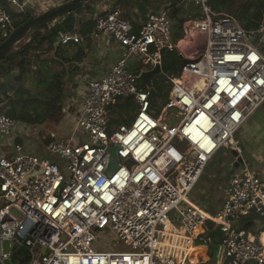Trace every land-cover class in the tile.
<instances>
[{
	"label": "built area",
	"instance_id": "obj_1",
	"mask_svg": "<svg viewBox=\"0 0 264 264\" xmlns=\"http://www.w3.org/2000/svg\"><path fill=\"white\" fill-rule=\"evenodd\" d=\"M0 1L22 13L32 2ZM182 6L188 19L177 42L168 10L148 15L138 31L120 8L95 17L91 38L113 39L121 54L104 77L87 83L71 138L53 135L46 144L64 166L20 144L0 158V264H200L212 244L217 264H264V231L255 236L244 226L252 217L264 220V174L245 165L215 214L190 198L220 151H240L237 132L264 106V18L249 31L210 0ZM195 9L198 18H189ZM13 30L0 3V45ZM59 40L67 46L82 38L74 32ZM167 51L186 64L169 79L158 114L140 74L162 71ZM136 59L147 68L139 74L128 69ZM120 103L124 122L114 124ZM19 127L0 110V138ZM114 148L118 168L108 174ZM111 236L115 245L105 242ZM21 251L28 262L16 255Z\"/></svg>",
	"mask_w": 264,
	"mask_h": 264
},
{
	"label": "rangeland",
	"instance_id": "obj_2",
	"mask_svg": "<svg viewBox=\"0 0 264 264\" xmlns=\"http://www.w3.org/2000/svg\"><path fill=\"white\" fill-rule=\"evenodd\" d=\"M67 1L68 0H36L35 2H32L33 3L32 5L31 4L27 5L26 9L30 8V12L33 15L40 16L44 13L43 12L37 13L38 7L39 9L42 8L41 6L52 9L53 7H55V5L57 6L58 4L59 6L60 4H63ZM103 1L104 0H97L95 3L91 5L90 9L95 10L97 13L100 12L99 10H101L104 7ZM127 1L128 2L133 1L134 3H137L136 5L142 6L144 10L148 12H153V13H160L163 10V8L170 7L167 5V3L172 2V1L169 2V0H127ZM247 1H245V3ZM0 3L2 6L5 7L6 11L11 16L22 13L19 8L13 6L12 4H9L5 1H0ZM120 8H122V10L124 11H127L128 13H131L133 10V9L128 8L125 5L120 6ZM92 10L86 9L82 13L75 15V18L77 20V22H75L76 28L80 26L79 21H86L92 18L91 17L92 12H93ZM254 11L255 9L253 8L251 12L253 13ZM185 13H186L185 10L182 9V14L180 15V17H184ZM252 13H250L249 15H252ZM235 19L238 20L237 18ZM248 20H251L250 16ZM241 25L243 26V24ZM80 30L81 29L76 30L82 38L80 44L78 46H75V48L70 51H65L64 49H62L59 55L67 59V57L71 58L73 55H75L78 48L84 49L85 56L80 65L81 69L79 66H76V62L72 63L71 65H65L57 61L56 59H53L51 53L47 52L48 47H49L48 44H45V46L42 48V51H41L42 59L38 58L37 53L35 54L33 52L31 54L30 58H31L32 63L30 67V72L25 76V79L21 83L17 81V77H18L17 70L12 71L10 74H8L9 80L5 83V91L8 94V96H6L2 92L0 95V101L5 110L4 112L8 113V115L11 113V110L15 108L14 105L12 104V100L16 99L17 95H20L22 97L17 102L19 103L18 105L19 109L20 110L27 109L29 114H33L32 118H35V114H37L38 112L44 113L46 111V108L50 106V104L53 101H56L55 104L58 105L60 102L59 100H57V97L59 96L60 91L57 90L58 88L56 86H52V83L55 82L54 80H56V77L63 78L67 76L68 74V77L66 79L60 80L64 84L63 85L64 95H65L64 98H66V100L64 101V107H63V111L61 115L57 118L49 119L44 124H41V125L31 124V123L23 124V123L18 122L21 128L17 129V131L14 132L15 136L18 137L17 140L15 141V138H16L15 136L14 137L12 136L9 138L1 137L0 138V151L1 149L4 152L13 151L16 145L20 144L22 147H29V148L31 147L33 150H35L36 155L46 158L51 161H55L58 165L64 166V160L61 158V156L47 152V148H46L47 143L45 140L47 137H50L51 134H56L61 139H66L65 135L63 134L62 131L59 130V128H60V125H62L61 122L64 120V115L66 114V112L67 113L69 112L68 120H70L71 118H69V115L73 117L75 112H77L78 110L77 106L81 102V98L77 96L76 92L78 93L80 83L81 84L84 83V81H82L83 78L81 76L85 77V75H82V74H86L89 78L86 81H89L91 79L97 78L98 76L97 71L95 69H90V68L97 67L99 65L100 66L104 65L103 68L105 67V69L107 67L106 66L107 63L104 64V60H107V58L104 57L105 58V59L103 58L104 60H100V59L95 60L96 51H94L93 49L95 45L91 44L90 40H87L86 38H84ZM26 42L27 40L23 41L21 45H24ZM96 50L99 51V48H97ZM182 63L183 62L180 58V55L177 52L167 51L165 53V59L163 62L164 67H163L162 73L156 76L152 81L153 88L159 94V96L155 97L152 102L158 114L161 113L164 107V101L162 100V96L168 95L169 91L171 90V84L169 82V79L175 74H177V72L180 71L182 67ZM128 69L132 73H137L140 69H147V68L144 67L141 61H135L133 65L128 66ZM140 84H141L140 87L149 88V86L143 81H141ZM71 100H75L76 104L74 106L71 104L72 102ZM64 109L66 112H64ZM259 111L260 110H258L255 113V115ZM115 117L117 118L118 124L120 123V121L124 122V120L122 119L124 116L122 115L121 112L120 113L117 112L115 114ZM134 119H135V111L127 115V122L132 123ZM247 124H245L236 134V141H237L238 147L240 148L241 146L240 141H241V143L243 142L244 147L248 150L250 154L257 153L261 149V147L263 148L262 145H264V141L261 142V140L257 137V135H255L253 139L251 136L250 138L249 135L247 134V131H249V129L252 127V124L251 123H249L248 125ZM82 137L83 135L80 134L79 137L74 138V142L76 143ZM70 138L71 136L69 135L68 140ZM248 138H249V141L248 143H246ZM228 153H229V149H227V155H228L227 158L230 157V153L229 154ZM8 157L10 158L11 156H8ZM221 158H222V161L218 164L219 166L227 162V158L225 159L223 154H221ZM224 160L225 162H223ZM246 168L250 169L248 164ZM216 171H219V169H216L215 167L210 168L206 172V174L211 175L214 178H216L218 176V173H216ZM195 192H197V188L194 190V193ZM192 194L190 197L191 200H193ZM223 203H224V200L222 204ZM112 240H113L112 244L115 245L117 242H115V238L113 236L107 237L105 239V242H109ZM109 246L110 245H107L106 247L108 248ZM118 246L120 250L122 251L127 250L122 242H119ZM198 252L202 253L204 252V250L198 249ZM210 253L211 254H209L208 257H205L202 261H200V264H217L216 263L217 261L211 260L212 252L210 251ZM16 255H20L21 260H23L24 262H28V256L25 252L23 251L16 252Z\"/></svg>",
	"mask_w": 264,
	"mask_h": 264
},
{
	"label": "crops",
	"instance_id": "obj_3",
	"mask_svg": "<svg viewBox=\"0 0 264 264\" xmlns=\"http://www.w3.org/2000/svg\"><path fill=\"white\" fill-rule=\"evenodd\" d=\"M35 1L36 0H32V2H35ZM170 1L173 2L174 0H169V2ZM245 1H247V0H241L240 2H242L244 4ZM32 2H31V5L33 4ZM172 2L167 3V5L171 6ZM103 4H104V7L101 10H99L100 12H98V13L95 10L89 9V10L93 11L92 15H91L92 18H90V19L95 18L100 13L106 12L107 10L120 8V6L125 5L128 8L133 9L131 13H128L127 11L122 10V8H120V9L124 12V16L126 15L125 17L129 21H131L132 24L135 26L136 31H138L142 27L143 23L147 19V16L153 13V12H148V11L144 10L142 8V6L136 5L137 3H134L133 1L128 2L127 0H104ZM118 5H120V6H118ZM57 6H58V4H57ZM41 7L42 8H40V9H39V7L37 8V10H38L37 13H41V12L46 13V11H48L50 9V8H46L44 6H41ZM55 7H56V5H55ZM166 8L167 7L163 8V10H166ZM241 9L242 8L239 7V13L242 12ZM76 12H73V13H76ZM188 16L191 19H197L199 16L198 15V9L191 11L188 14ZM185 17H186V14H185ZM263 18H264V14H263V17L261 18L260 22L263 20ZM90 19H88V20H90ZM88 20H86V21H88ZM86 21H81L82 24L80 23V26L78 28H76L75 30L81 29L83 27V25L85 26ZM240 23L243 24L244 28L246 30H249V31L256 29L258 26L257 24L255 26H252V25L246 26L244 23H242V22H240ZM93 30H92V32H93ZM74 32H76V31H74ZM92 32L90 33V37L88 38V40L91 41V44L95 45V47H93L94 51H96V53H95L96 59L95 60H98V59L104 60L105 58H107V60H104V64L107 63L106 69H105V67L103 68L104 65H102V66L99 65L97 67L90 68V69H95L97 71V74H98L97 78L91 79V80H96V79H100V78L104 77L108 73V71L112 68V66L115 64V62L119 59L120 54H121V47L113 39H110V38H107V39H104V38L93 39V38H91ZM97 48H99V51L96 50ZM135 61H138V59H136ZM135 61L133 63H131V65H133L135 63ZM83 69H85V68H83ZM69 75H71V74H69ZM82 75H85V77L81 76L83 78V80H82V78H81V80L84 81V83L83 84L80 83L78 93L76 92L77 96H79V98H81V102L77 106L78 110H77V112H75L73 117L71 115H69V118H71L70 120H68V113L69 112L68 113L66 112V114H65L66 116L64 115V120L61 122L62 125H60V128H59V130L63 132V134L65 135L67 140H68V136L69 135L71 136V134L76 129V118L78 117V115L81 111L83 98L87 94V83L89 81H91V80L86 81L87 79H89L86 74H82ZM67 77H68V74H67V76L60 78V79H66ZM4 86H5V84H4ZM71 101H72L71 104L74 106L76 104L75 100H71ZM78 102H79V100H78ZM124 105H125L124 103L118 104L117 107L114 109L115 114L117 112L123 113V110L125 107ZM69 111H70V109H69ZM120 122H122V121H120ZM247 123L252 124V127L249 129V131H247V134L249 135V137L251 136L253 139L255 137V135H257V137L261 140V142H263L264 141V106L260 109V111L256 115L255 114L253 115L251 120L249 119L245 124H247ZM114 124H118L117 120L114 121ZM19 128H21V127H19ZM53 135L57 136L56 134H51L50 137L46 138V140L49 141V139ZM58 138H60V137H58ZM248 141H249V138L247 139L246 143H248ZM240 144H241V146H240L241 155L243 156V159L245 160V164L243 166H241L239 169L235 168V161L236 160L231 155V153L229 152L230 157L227 158V156H228L227 150L220 151L211 160V162H210L209 166L207 167L203 177L201 178L199 183L196 185L197 192L194 193V191H193V194H192L193 200L192 201L195 202L196 204L200 205L204 210H206L210 214H215L218 211V209L221 208L222 202L225 199L224 190L228 187L232 178L236 174H239L244 170L245 165L248 164L250 169H252L253 171H255L257 173L264 174V145H262L263 148L261 147V149L257 153L250 154L248 152V150L244 147L243 142L241 143V141H240ZM23 148H24V152L36 155L35 150H33L31 147H30L31 149L29 147H23ZM221 152H223V153H221ZM14 153H15V150L9 151V152H4L1 149L0 158L3 156H11L12 157ZM221 154H223L225 159L227 158V162L219 166L218 164L222 161ZM223 162H225V160ZM214 167L216 169H219V171H216V173H218V176L216 178H214L211 175L206 174V172L210 168H214ZM200 203H202V204H200ZM244 226H246V228L248 230H250L255 236H260V233H262L264 231V220L256 218V217H252L250 219V221L246 220ZM248 226H249V228H248ZM201 249L206 250L205 248H201ZM209 250L212 252V258H213V255H214L213 250H211V248H209ZM209 254H211V253H209ZM202 256H204V258H205V254H202ZM212 258H211V260H212Z\"/></svg>",
	"mask_w": 264,
	"mask_h": 264
},
{
	"label": "trees",
	"instance_id": "obj_4",
	"mask_svg": "<svg viewBox=\"0 0 264 264\" xmlns=\"http://www.w3.org/2000/svg\"><path fill=\"white\" fill-rule=\"evenodd\" d=\"M96 1L97 0L88 3L86 6L77 10L76 13H71L65 17L52 19L48 21L43 29L34 33L32 36L28 37L26 39L27 42L24 45L20 44L16 50H14L8 57H6L5 60H3L0 63V79L4 78L12 71L17 70L18 71L17 81L21 83L25 79V76L30 72V67L32 63L30 58L31 54L33 52L35 54L37 53L38 58L42 59L41 51L42 48L45 46V44H48L49 47L47 52L51 53L53 59H56L57 61L65 65H71L72 63L76 62V66L80 67L81 62L85 56L84 49L78 48L76 54L73 55L71 58L67 57V59L59 55L62 49H64L65 51H70L74 49L75 46H78L80 43L63 46L59 39L61 34L67 35L76 31L75 22H77V20L75 18V15L85 11L86 9H90L91 5ZM240 1L241 0H210V5L218 14L228 15L237 18L239 22L245 23L246 26H251V25L255 26L256 24L258 25L264 14V0H249L244 4ZM182 7H183L182 0H174L171 6L166 8V10L169 11L170 18L173 22L175 42L181 40L185 34L183 30V24L188 19V17H185V15L184 17H180V15L182 14V9H184V7L183 8ZM239 7L242 8L241 13H239ZM253 8L255 9V11L252 13L251 11L253 10ZM250 13H252V15H249ZM34 16L35 15H33L30 12V8L25 9V13L13 15L12 18L14 20L15 29H18L20 26H22L25 22H27L29 19H31ZM249 16L251 17V20H248ZM79 23H81V21ZM95 25H96L95 18L85 22V26L83 25V27L80 30L84 38L88 40V38L90 37V33L94 29ZM164 59H165V55H164ZM60 80L63 79L56 77V80H54L55 82L52 83V86H56L58 88L57 90L60 91L59 96L57 97V100H59L60 102L58 105L55 104L56 101H53L50 104V106L46 108V111L44 113L38 112L37 114H35V118H32L33 114H29L27 109L26 110L19 109L18 107L19 103L17 102L22 97L20 95H17L16 99L12 100V104L14 105L15 108L11 110V113L9 115L8 113L6 114L16 122H20L23 124L31 123L38 125L46 123L49 119H54L59 117L63 111L64 101L66 100V98H64L65 97L64 86H63L64 84ZM1 92L4 93L6 96H8V94L5 91L4 85L0 89V95ZM0 110L2 112L5 111L1 101H0ZM45 141L46 143H48L47 140ZM194 252H195L194 253L195 256H198V253H200L198 252V250Z\"/></svg>",
	"mask_w": 264,
	"mask_h": 264
},
{
	"label": "water",
	"instance_id": "obj_5",
	"mask_svg": "<svg viewBox=\"0 0 264 264\" xmlns=\"http://www.w3.org/2000/svg\"><path fill=\"white\" fill-rule=\"evenodd\" d=\"M95 1V0H68L67 2L53 7L46 13L40 16H34L25 22L22 26L16 29L1 45H0V63L6 59L14 50L18 48V46L25 41L28 37L32 36L34 33L43 29L47 22L52 19H57L61 17H65L77 10L81 9L82 7L86 6L88 3ZM183 65L186 64L185 61H182ZM162 73L160 67L155 68L149 72H143L140 74V81H143L149 86L150 98L158 97L159 94L152 86L153 79ZM139 74V72H137ZM9 80V76H5L4 78L0 79V89L3 85ZM164 103L168 101V97L163 98ZM111 154V160L108 168V174H112L114 170L118 168L117 164V148L109 150ZM231 155L235 158V168L239 169L241 166L245 164V160L241 155V150H229ZM211 250H213V261L218 260L219 256V246L216 244H212L210 246ZM8 244H5V252H8ZM10 264L9 261L6 262Z\"/></svg>",
	"mask_w": 264,
	"mask_h": 264
},
{
	"label": "clouds",
	"instance_id": "obj_6",
	"mask_svg": "<svg viewBox=\"0 0 264 264\" xmlns=\"http://www.w3.org/2000/svg\"><path fill=\"white\" fill-rule=\"evenodd\" d=\"M15 30H16V29H15V26H14V30H13V32H14ZM13 32H12V33H13ZM12 33H11V34H12ZM11 34H10V35H11ZM10 35H9V36H10ZM5 40H6V39H5ZM1 44H2V43H1ZM138 72H139V71H138ZM216 245H217V244H216ZM217 261H218V260H217ZM216 263H217V262H216Z\"/></svg>",
	"mask_w": 264,
	"mask_h": 264
}]
</instances>
